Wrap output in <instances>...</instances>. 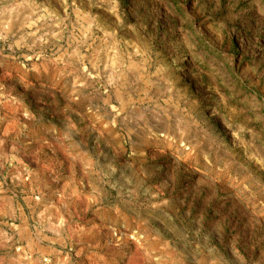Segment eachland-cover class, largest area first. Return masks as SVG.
I'll list each match as a JSON object with an SVG mask.
<instances>
[{"label": "rangeland", "instance_id": "374dc122", "mask_svg": "<svg viewBox=\"0 0 264 264\" xmlns=\"http://www.w3.org/2000/svg\"><path fill=\"white\" fill-rule=\"evenodd\" d=\"M0 264H264V0H0Z\"/></svg>", "mask_w": 264, "mask_h": 264}, {"label": "bare ground", "instance_id": "6f19581e", "mask_svg": "<svg viewBox=\"0 0 264 264\" xmlns=\"http://www.w3.org/2000/svg\"><path fill=\"white\" fill-rule=\"evenodd\" d=\"M156 147H159V145L158 144H154L153 145V148H156Z\"/></svg>", "mask_w": 264, "mask_h": 264}]
</instances>
